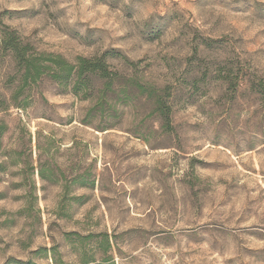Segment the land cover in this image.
I'll list each match as a JSON object with an SVG mask.
<instances>
[{"label": "rangeland", "instance_id": "374dc122", "mask_svg": "<svg viewBox=\"0 0 264 264\" xmlns=\"http://www.w3.org/2000/svg\"><path fill=\"white\" fill-rule=\"evenodd\" d=\"M6 29L34 57L108 54L170 126L47 77L10 106L0 54V264H264V0H0Z\"/></svg>", "mask_w": 264, "mask_h": 264}, {"label": "trees", "instance_id": "16d2710c", "mask_svg": "<svg viewBox=\"0 0 264 264\" xmlns=\"http://www.w3.org/2000/svg\"><path fill=\"white\" fill-rule=\"evenodd\" d=\"M29 46H23L14 31H0V54L8 56L11 73L7 74L13 89L9 103L18 109H24L26 97L24 91L36 85L44 77L51 79L62 92H68L80 100L94 102V108H100L116 102L127 104L139 96L150 101L153 111L158 114L161 127L170 126V108L165 97L153 86L138 83L133 77L121 76L110 69L106 61L108 54L100 57H78L70 63L61 56H37L28 53ZM264 103V92L261 93ZM24 99H20L21 97ZM9 106V105H8ZM5 101H0V111H6ZM93 109H90V116ZM43 179V177L41 176ZM56 263L55 259L53 260ZM25 264H32L31 262Z\"/></svg>", "mask_w": 264, "mask_h": 264}]
</instances>
